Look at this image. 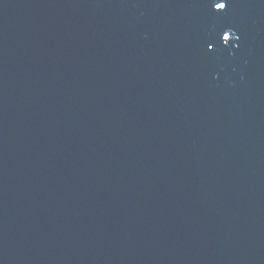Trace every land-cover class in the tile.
<instances>
[{"label":"water","instance_id":"1","mask_svg":"<svg viewBox=\"0 0 264 264\" xmlns=\"http://www.w3.org/2000/svg\"><path fill=\"white\" fill-rule=\"evenodd\" d=\"M0 264H264V0H0Z\"/></svg>","mask_w":264,"mask_h":264},{"label":"snow or ice","instance_id":"2","mask_svg":"<svg viewBox=\"0 0 264 264\" xmlns=\"http://www.w3.org/2000/svg\"><path fill=\"white\" fill-rule=\"evenodd\" d=\"M225 3L224 2H219L215 4V8L217 9H224L225 8Z\"/></svg>","mask_w":264,"mask_h":264}]
</instances>
